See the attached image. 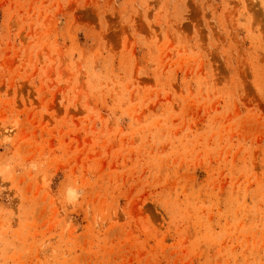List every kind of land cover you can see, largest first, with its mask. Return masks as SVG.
I'll list each match as a JSON object with an SVG mask.
<instances>
[{
    "label": "rangeland",
    "instance_id": "374dc122",
    "mask_svg": "<svg viewBox=\"0 0 264 264\" xmlns=\"http://www.w3.org/2000/svg\"><path fill=\"white\" fill-rule=\"evenodd\" d=\"M0 264H264V0H0Z\"/></svg>",
    "mask_w": 264,
    "mask_h": 264
}]
</instances>
